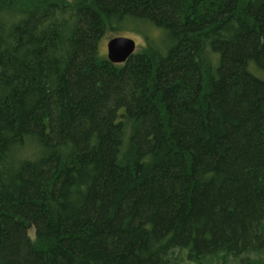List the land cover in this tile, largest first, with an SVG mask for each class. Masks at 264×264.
Returning <instances> with one entry per match:
<instances>
[{
    "label": "trees",
    "instance_id": "trees-1",
    "mask_svg": "<svg viewBox=\"0 0 264 264\" xmlns=\"http://www.w3.org/2000/svg\"><path fill=\"white\" fill-rule=\"evenodd\" d=\"M0 264H264V0H0Z\"/></svg>",
    "mask_w": 264,
    "mask_h": 264
},
{
    "label": "water",
    "instance_id": "water-1",
    "mask_svg": "<svg viewBox=\"0 0 264 264\" xmlns=\"http://www.w3.org/2000/svg\"><path fill=\"white\" fill-rule=\"evenodd\" d=\"M135 40L127 36H116L106 44V58L112 63H123L134 53Z\"/></svg>",
    "mask_w": 264,
    "mask_h": 264
},
{
    "label": "rangeland",
    "instance_id": "rangeland-1",
    "mask_svg": "<svg viewBox=\"0 0 264 264\" xmlns=\"http://www.w3.org/2000/svg\"><path fill=\"white\" fill-rule=\"evenodd\" d=\"M66 1L71 2V1H74V0H66ZM116 36H127V37L133 38L135 40V42H136L135 52H139V51L142 50L143 40L139 36L134 35L133 33L117 34V33H114V32H112L110 30H107L105 32L102 40L99 43V52H100L101 56H105L106 57V44H107V42L110 39H112V38H114ZM27 233L30 236V238L34 237L33 228L29 227Z\"/></svg>",
    "mask_w": 264,
    "mask_h": 264
},
{
    "label": "bare ground",
    "instance_id": "bare-ground-1",
    "mask_svg": "<svg viewBox=\"0 0 264 264\" xmlns=\"http://www.w3.org/2000/svg\"><path fill=\"white\" fill-rule=\"evenodd\" d=\"M136 49V48H135ZM135 52V51H134Z\"/></svg>",
    "mask_w": 264,
    "mask_h": 264
}]
</instances>
